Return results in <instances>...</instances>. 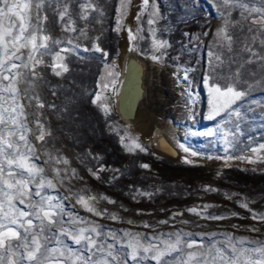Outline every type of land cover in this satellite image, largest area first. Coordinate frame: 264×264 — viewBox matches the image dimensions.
Instances as JSON below:
<instances>
[{
    "label": "rangeland",
    "instance_id": "1",
    "mask_svg": "<svg viewBox=\"0 0 264 264\" xmlns=\"http://www.w3.org/2000/svg\"><path fill=\"white\" fill-rule=\"evenodd\" d=\"M88 2L69 0L71 26L76 31L62 30L61 24L68 22L67 17L63 22L49 24L51 35L62 43L52 45L37 69L43 82H38L35 90L46 105H55L45 109L46 123L52 130L45 147L53 155L66 157L69 164L49 166L43 152L37 153L39 159L33 162L43 167L49 177L53 176L52 167L68 168L63 186L57 184L55 190L45 189L48 195L68 197L63 200V221L70 220L69 214H77L102 226L104 238L115 245V253L122 258L131 251L127 245L135 239H141L144 244H161L169 239V234L175 233H191L182 236V240L196 241L205 247L225 246L224 234L264 240V221L251 218L253 213L264 215V163L227 160L228 156L254 157L250 149L264 144V73L258 65H246L242 69L243 76L237 86L246 89L248 95L235 106L242 119L240 131L229 137L231 145L225 144L223 131L234 129L235 118L228 124H225L227 117L208 119V91L204 83L212 59L209 53L226 55V48L216 35L226 25L236 41L234 58L243 63L246 54L240 51L239 41L246 40L249 33L240 9L234 6L229 9L222 0H149L145 10L142 0H131L121 17L117 11L120 0H91L103 14L91 12L86 20L81 19L79 5ZM245 2L250 7L258 6L256 0ZM49 17L50 20L53 17L51 11ZM149 19L154 23L149 24ZM81 29L86 35H81ZM129 29L135 40L129 39ZM156 41H163L165 47L156 50ZM97 43L107 56L95 51L93 45ZM57 51L69 69L61 76H56L49 67ZM123 52L136 53L167 73L161 90L157 91L162 103L145 114L154 119L153 123L148 122V131L151 125H158L174 135L172 139L180 153L177 158L157 151L119 117L115 104ZM153 55L159 56V61L153 60ZM232 67L235 69L236 65ZM253 71L255 75L251 74ZM104 84L109 87L105 89ZM97 93L102 98L93 104L91 101ZM103 103L109 106L107 113L101 107ZM133 140L145 150L135 148ZM260 155L264 156V151ZM186 159L191 162L186 163ZM145 164L147 168L142 167ZM71 169L76 170L74 176ZM76 195L95 196L97 199L91 203L104 215L87 212L76 203ZM242 203L248 207H241ZM192 208L197 212H191ZM113 214L116 220L110 218ZM211 216L226 218L211 219ZM250 227L260 231L251 232ZM112 232L116 234L115 240L111 238ZM62 239L66 246L81 250L69 237ZM182 255L174 253L167 259L175 261ZM128 264H155V261L129 260Z\"/></svg>",
    "mask_w": 264,
    "mask_h": 264
},
{
    "label": "snow or ice",
    "instance_id": "2",
    "mask_svg": "<svg viewBox=\"0 0 264 264\" xmlns=\"http://www.w3.org/2000/svg\"><path fill=\"white\" fill-rule=\"evenodd\" d=\"M130 3L131 0H120L117 11L121 17ZM142 3L146 10L149 0H142ZM222 3L229 6V9L233 6L240 9L249 33L246 40L239 41L242 45L240 51L246 54L241 64L234 58L236 50L233 44L236 41L228 33L227 25L217 31L219 42L226 48V55L209 53L212 59L204 81L208 91V119L227 117L225 124H228L235 118L234 129L225 128L223 131L225 144L231 145L229 137H234L240 131L239 121L242 119L235 106L248 95L246 89L237 86L243 76L242 69L246 65H258L261 73H264V0H256L258 6L252 7L245 0H222ZM79 7L82 9L81 19L86 20L91 12L99 11L103 14L91 0ZM49 11L53 13L51 20ZM66 17L68 22L61 24L62 30L76 31L71 26L73 21L69 12V0H0V264H128L129 260L139 262L146 259L155 261V264H264V240L234 238L231 234H224L226 244L223 247L215 244L205 247L196 241L182 240V236H191V233L169 234V239L161 241V244H144L141 239H135L127 245L131 251L122 258L115 253V245L104 238L102 226L77 214H69L70 220L63 221V200L68 197L48 195L45 189L55 190L57 184L63 186L69 170L67 167H52L53 176L49 177L45 169L36 165L33 160L39 159L37 153L43 152L48 157L45 164L49 166L53 163L69 164L66 157L53 155L45 147L48 138L52 136V130L46 123L45 109L55 108V105H46L35 90L36 84L43 82V77L37 70L44 63L43 57L50 53L52 45L62 43L51 35L48 26L50 23L63 22ZM148 23L153 24L154 20L149 19ZM120 27L118 19L117 30ZM128 31L129 39L135 40L136 36L131 29ZM81 35H86L83 29ZM68 43L71 44L72 41L69 40ZM93 47L95 51L107 56V52L98 43ZM154 47L159 50L165 47V43L156 41ZM54 55L55 60L49 67L56 76H61L69 69L63 63L60 51ZM152 59L159 61L160 57L153 55ZM233 64L236 65L235 69ZM251 74L255 75V71ZM103 87L107 89L109 85L104 84ZM52 94L55 95L54 92ZM101 98V94L97 93L91 102L96 104ZM101 107L106 113L109 111L107 103L101 104ZM133 146L141 151L145 150L135 140ZM250 151L254 157L228 156L227 160L242 159L250 164L264 163V156L260 155L264 151V144L253 147ZM185 162L191 161L186 159ZM142 167L147 168L148 165ZM61 172L65 175L62 176ZM71 174L74 176L76 170L71 169ZM92 175L99 179L95 172ZM102 198L108 200L107 197ZM75 199L87 212L95 216L104 215V212L97 210L91 203L97 199L95 196L76 195ZM108 202L115 203L112 200ZM240 206L248 207L246 203ZM190 211L196 213L197 209L192 208ZM110 218L117 219L114 214ZM251 218L264 221V215L253 213ZM65 224L85 226L66 227ZM248 230L260 231L256 227ZM110 235L113 240L116 239L114 232ZM172 235L175 236L174 240L171 239ZM63 237H69L81 250L66 246ZM185 248L189 251L185 252ZM174 253L183 255L175 261H169L167 258Z\"/></svg>",
    "mask_w": 264,
    "mask_h": 264
},
{
    "label": "bare ground",
    "instance_id": "3",
    "mask_svg": "<svg viewBox=\"0 0 264 264\" xmlns=\"http://www.w3.org/2000/svg\"><path fill=\"white\" fill-rule=\"evenodd\" d=\"M120 71L121 80L115 104L119 117L160 153L180 154L176 141L172 139L174 135L168 134L165 128L151 125V130L147 129L148 122L153 123V117H149L145 111L155 110L162 103V96L157 91L161 90L167 73L160 66L133 52L122 53Z\"/></svg>",
    "mask_w": 264,
    "mask_h": 264
},
{
    "label": "water",
    "instance_id": "4",
    "mask_svg": "<svg viewBox=\"0 0 264 264\" xmlns=\"http://www.w3.org/2000/svg\"><path fill=\"white\" fill-rule=\"evenodd\" d=\"M173 158H177V156H175V155H171Z\"/></svg>",
    "mask_w": 264,
    "mask_h": 264
}]
</instances>
